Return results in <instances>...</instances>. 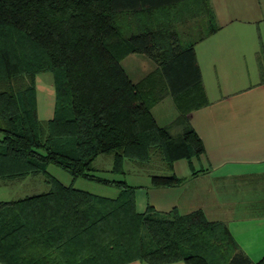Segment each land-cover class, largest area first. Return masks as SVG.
<instances>
[{
    "label": "trees",
    "instance_id": "16d2710c",
    "mask_svg": "<svg viewBox=\"0 0 264 264\" xmlns=\"http://www.w3.org/2000/svg\"><path fill=\"white\" fill-rule=\"evenodd\" d=\"M199 17L195 30L180 29ZM218 29L210 0H0V183L41 174L48 185L0 200L1 264H264L249 258L223 221L202 210L166 214L148 206L140 213L133 185L95 173L103 169L94 164L100 155L111 157L116 174H124L126 160L165 171L150 174L155 187L185 181L173 172L178 159L197 172L192 158L205 147L188 114L209 100L195 44ZM126 49L154 60L160 82L134 83L120 62ZM258 65L262 82V50ZM43 72L52 74L55 89L53 116L44 120L36 98ZM165 95L178 113L159 125L151 107ZM49 164L115 186L118 195L65 185Z\"/></svg>",
    "mask_w": 264,
    "mask_h": 264
},
{
    "label": "crops",
    "instance_id": "0c3cea01",
    "mask_svg": "<svg viewBox=\"0 0 264 264\" xmlns=\"http://www.w3.org/2000/svg\"><path fill=\"white\" fill-rule=\"evenodd\" d=\"M221 1L228 0H210L219 25L213 34L233 26L227 35L236 45L233 57L251 75L258 68L259 79L249 86L244 76L230 79L237 88L227 94L228 86L204 85L209 103L188 114L205 147L200 165L194 166L197 172L192 173L186 159L185 163L176 160L173 172L185 181L173 187L152 186L151 179L134 185L135 206L140 213L148 206L166 214L202 210L208 220L223 221L256 263L264 258V81L258 65L260 51L264 54V0H230L231 16L218 10ZM195 53L199 61L197 48ZM125 264L149 263L133 260Z\"/></svg>",
    "mask_w": 264,
    "mask_h": 264
},
{
    "label": "rangeland",
    "instance_id": "374dc122",
    "mask_svg": "<svg viewBox=\"0 0 264 264\" xmlns=\"http://www.w3.org/2000/svg\"><path fill=\"white\" fill-rule=\"evenodd\" d=\"M230 0L227 2H218V10H223L228 16H231L229 10ZM148 16L158 17L159 12L150 11ZM146 15H141L140 18L144 19ZM145 20V19H144ZM204 21V17L187 19L185 23L180 25V29H184L186 32L190 30H195L196 21ZM204 23V22H203ZM194 28V29H193ZM233 26L230 28H225L223 32H218L216 34L209 35L207 38L200 40L196 47L198 50V58L200 62V69L202 73V85L206 84L207 88L213 85L218 86L221 84L228 86L227 94L232 91L233 85L229 82L230 79L239 78L244 76L245 86H249L254 83L255 80L259 79L258 68L251 74L248 73V69L244 66V69L239 67L236 58L233 57V51L236 45L231 44L227 39L229 31H232ZM258 32V40L261 42L260 33ZM230 34V33H229ZM185 38L186 37L185 35ZM260 44V43H259ZM261 46V45H260ZM232 51V52H231ZM120 62L130 79L134 83H138L141 80L147 78L146 83L152 84L156 80L159 81L157 64L149 56L142 52L126 49L124 55L120 59ZM255 74V76H253ZM150 78V79H149ZM214 88V87H213ZM236 90V86L233 87ZM233 92V91H232ZM36 98H37V116L39 119H50L54 112V102H55V92L53 85V77L50 72H43L36 75ZM151 113L153 114L156 122L159 125H166L171 122L177 115L178 111L176 109L174 99L165 95L159 101L154 103L151 107ZM176 132V130H172ZM103 157H108L105 155H100L94 161V164L98 168H103L96 171V175L105 177L108 179H124L130 185H140L144 182L149 181L150 174L165 173L163 170L153 171L149 167H139L132 162L126 160L124 163V174H116L111 171L112 159L102 160ZM181 163H185V159L181 160ZM158 163V162H156ZM193 166L198 167L200 165L199 158H192ZM47 171L56 177L65 185H72L73 187L81 190L88 191L93 194L100 196L114 198L118 195V189L115 186L103 184L96 180L86 179L84 177H72L66 170L56 166L54 164H49L47 166ZM48 188L47 183L44 181L43 175L30 176L24 181L11 182L8 184L0 183V200L10 201L15 200L19 197L25 196V194H32L34 192L44 191ZM124 259H75L73 264H115ZM80 262V263H78Z\"/></svg>",
    "mask_w": 264,
    "mask_h": 264
}]
</instances>
